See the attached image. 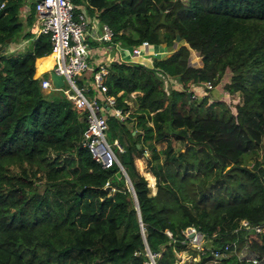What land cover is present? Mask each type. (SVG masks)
<instances>
[{"label":"trees","instance_id":"16d2710c","mask_svg":"<svg viewBox=\"0 0 264 264\" xmlns=\"http://www.w3.org/2000/svg\"><path fill=\"white\" fill-rule=\"evenodd\" d=\"M73 2L76 14L114 31L106 43L114 56L108 91L98 94L114 96L129 112L123 121L110 114L108 133L125 149L116 152L141 218L121 168L104 169L83 146L86 114L61 91L41 88V74L55 61L40 62L52 45L49 35L31 32L36 4L26 25L23 1L0 0V264H150V254L156 264H175L176 252L186 249L184 231L193 226L215 248L235 242L263 257L264 232L236 228L243 219L264 225V156L252 168L243 158L264 147V0ZM22 39L29 40L26 50L9 52ZM143 41L169 53L153 66L122 59V48ZM91 46L105 55L96 42ZM192 51L202 66L191 64ZM227 71L228 96L188 98L191 85L217 86ZM92 75L84 72L78 86ZM166 78L182 87H166ZM237 93L240 101L232 100ZM89 94L97 95L94 85ZM183 140L185 150H177ZM141 158L157 180L155 195L137 167ZM195 264L252 263L207 253Z\"/></svg>","mask_w":264,"mask_h":264},{"label":"built area","instance_id":"2783aa9c","mask_svg":"<svg viewBox=\"0 0 264 264\" xmlns=\"http://www.w3.org/2000/svg\"><path fill=\"white\" fill-rule=\"evenodd\" d=\"M26 1V0H21ZM7 2V1H6ZM4 2L2 7L5 6ZM36 20L31 28L34 34H46L50 36L52 53L55 54V67L52 70L57 75L63 77L64 86L60 89L54 85L51 72L48 77L41 80V88L45 93L61 91L64 96L73 104V108L80 114L85 113L87 117V128L83 133V146L86 147L94 160L104 169H110L115 164L118 166L119 158L117 149L124 152L118 139L109 140V115H114L121 121L125 120L129 112H124L117 107V101L114 96H105L100 98L98 92L106 94L108 88L105 79L109 73L108 65L113 60L108 58L101 61L97 66L94 65L90 54L92 52L91 42H96L99 49L108 55L106 43H111L114 37V31L108 24H102L101 27L92 23L84 12L76 14V8L73 0H36ZM29 40L20 43L22 47L28 45ZM152 45L148 41L134 45L129 50L122 48L123 52H129L132 59L137 57L146 58L149 56L147 49ZM20 49V46L17 50ZM159 53H154V56ZM93 71L92 81L87 79L83 87L78 86L77 79L84 72ZM168 84L173 86L180 85L176 79H167ZM94 85L97 95L89 94L90 86ZM181 86V85H180ZM182 87V86H181ZM204 89L205 94L214 88L212 82H205L203 86L192 85L191 94L193 98H199L200 94H196L198 89ZM109 186V182L107 183ZM253 230L257 233L264 232V225L252 226L247 219L240 220L236 228L237 232ZM166 234L173 238V232L166 231ZM182 243L186 246V250L198 253L201 259L203 255L210 253L213 260L236 255L240 261L251 262L252 264H264V256L260 257L252 252L248 245L243 248H237L236 243H228L224 247L215 248L213 238L208 237L199 228L193 226L184 231V239ZM181 252V251H179ZM176 252V257L179 256ZM151 263L156 264L155 255L150 254Z\"/></svg>","mask_w":264,"mask_h":264},{"label":"rangeland","instance_id":"374dc122","mask_svg":"<svg viewBox=\"0 0 264 264\" xmlns=\"http://www.w3.org/2000/svg\"><path fill=\"white\" fill-rule=\"evenodd\" d=\"M23 20H24L25 24L27 25V22H26L27 18H23ZM26 28H27V26H26ZM23 41H24V39H22L20 41V43H23ZM178 44H177V47H179L181 45V44H179V45ZM19 46H20V49L17 50V48ZM27 46L28 45L25 44L24 47H22L21 45H18L17 47H10L9 52L16 53V52H19V51H25L26 48H27ZM128 49L130 50L131 47H128ZM155 51L158 52L160 55H157V56H153V55L150 56L149 55V56L146 57V59H149V62L150 61L152 62L151 64H148L150 66H153V62H154V60H155L156 57H162L163 55L168 54V51L167 50L166 51H163V50H161V48H157ZM94 54H95L94 52H91L90 59L94 57ZM126 55L128 56L129 55V52ZM121 57L125 61L128 58L124 54H122ZM191 64L193 66H196V67L203 65L202 57L200 56V54L198 52L192 51V54H191ZM54 66H55V64L53 63L52 67L51 68H48L47 70H45L46 73L43 72L40 77L41 78L48 77V75H49L48 72L52 71V69L54 68ZM231 76H232V73L230 71H227L226 74H225V76L221 80V82L217 86H214V88L211 89V92L208 93V94L207 93L205 94V90L204 89H201V88L198 89L196 91V94L197 93L200 94L198 100L200 101L201 100V97L207 96V95H210V94H211V97L213 99H220L223 96H225V97L228 96V93L225 92V85L230 81ZM164 80L166 81V79H164ZM167 85H170V84H168L166 82V87H168ZM191 89H192V85H191ZM137 94L138 93H136L135 96L132 95V98H131L132 100L129 101V104L131 105V108H132V112H134L135 109L137 108V104H136L135 100L133 99L134 97L137 96ZM240 96L241 95L239 93H237V94L231 95V98H232V100H239L240 101V99H241ZM219 108H221V107H219ZM109 140L112 141L110 136H109ZM183 144H185V140H183L182 142H179L177 144V150L184 151L185 150V147H184ZM157 147L159 149H164L166 147V143L159 144ZM256 151H257V154L256 155L254 153L253 154L252 153H247V154H245L243 156V158L245 159L244 160V163L249 168H252L253 167V165H254V163H255V161L257 159H262L263 156H264V147L263 146H260ZM145 154H146V156H148V158L151 156V152L148 151V150L145 152ZM164 158H165V156L162 155L161 161H163ZM136 164H137V167H138L139 171L141 172V174H143L147 178V180H148V184H149V187H150V190H151V193L150 194L151 195H155L157 193V189H158L157 188V184H156L157 183V180H156L155 176L151 172H149L150 165L148 164L147 160H145L144 158L136 159ZM147 173L151 174L154 177V181L153 182H151L148 179ZM217 191H218V189L214 190V192H217ZM178 255L179 256H177L175 264H195V263H197V262H199L201 260L199 258L198 253L193 252L191 250L181 251V252L178 253Z\"/></svg>","mask_w":264,"mask_h":264},{"label":"crops","instance_id":"0c3cea01","mask_svg":"<svg viewBox=\"0 0 264 264\" xmlns=\"http://www.w3.org/2000/svg\"><path fill=\"white\" fill-rule=\"evenodd\" d=\"M35 1L36 0H26V1H23L24 2V7L22 9V12H21V15L23 16V18H26L28 16H30L31 12H32V6L33 4H35ZM157 48H161V50L163 51H168V49L164 46V45H161V46H151L150 48H148L146 51L147 53L150 55V56H154V53H158L156 52L155 50ZM169 53V51H168ZM105 54V53H104ZM121 54H124L127 58V60H138V61H144L148 64H151L152 62L150 61L149 62V59H146V58H141V57H137L136 59H132L129 55L127 56L126 54H128V52H123ZM160 55V54H159ZM108 58L110 59H113L114 56H112L110 53H108V55H103V54H98V53H95L94 54V58L92 59L93 63L97 66L101 61H105L107 60ZM97 60V61H96ZM153 61V60H152ZM90 80V79H89ZM177 86H180V85H177ZM181 87V86H180ZM92 95V94H90ZM135 96V93L133 94ZM99 97L102 99L104 98V96H102L101 94H99Z\"/></svg>","mask_w":264,"mask_h":264},{"label":"water","instance_id":"95a60500","mask_svg":"<svg viewBox=\"0 0 264 264\" xmlns=\"http://www.w3.org/2000/svg\"><path fill=\"white\" fill-rule=\"evenodd\" d=\"M176 41H177V43H180V42H181V37H180V35H177V40H176ZM51 75H52V78H53V80H54V85H55V87L58 88V89L62 88V87L64 86V84H65V83H64V80H63V77L60 76V75H57V74H56L55 72H53V71L51 72ZM191 97H192V94H191V93H188V98L191 99ZM119 163H120L119 167L121 168L122 172L124 173V176H125L126 179H127L128 186L131 187V188L133 189V191H134V187H133V185H132L131 179H130V177L128 176V174H127L125 168H124L123 165L121 164L120 160H119ZM107 189L110 190V187H107ZM134 197H135V201H136V206H137L138 214H139V216H140V218H141L140 207H139V203H138V199H137V197H136V193H135V191H134ZM141 225H142V234H143V237H144V239H145V243H146V245H147V249H148L149 252H150V249H149V246H148V242H147V240H146V234H145V231H144V226H143V223H142V219H141Z\"/></svg>","mask_w":264,"mask_h":264},{"label":"bare ground","instance_id":"6f19581e","mask_svg":"<svg viewBox=\"0 0 264 264\" xmlns=\"http://www.w3.org/2000/svg\"><path fill=\"white\" fill-rule=\"evenodd\" d=\"M55 54H50L49 56L44 57L43 59L40 60V62L44 60H53L54 61Z\"/></svg>","mask_w":264,"mask_h":264}]
</instances>
